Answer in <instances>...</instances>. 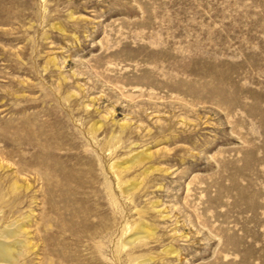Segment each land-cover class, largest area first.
I'll use <instances>...</instances> for the list:
<instances>
[{
	"label": "rangeland",
	"instance_id": "obj_1",
	"mask_svg": "<svg viewBox=\"0 0 264 264\" xmlns=\"http://www.w3.org/2000/svg\"><path fill=\"white\" fill-rule=\"evenodd\" d=\"M16 226L10 264H264V0H0Z\"/></svg>",
	"mask_w": 264,
	"mask_h": 264
},
{
	"label": "bare ground",
	"instance_id": "obj_2",
	"mask_svg": "<svg viewBox=\"0 0 264 264\" xmlns=\"http://www.w3.org/2000/svg\"><path fill=\"white\" fill-rule=\"evenodd\" d=\"M18 233H19V227L16 226L12 229H5L0 235V238L12 239L11 242L8 241L6 242L0 239V262L8 263V264L13 263L16 254L19 252V247L17 245L22 243L21 241H18L16 238ZM136 238H138L137 235H135L132 239H136ZM132 239L126 240V242H129Z\"/></svg>",
	"mask_w": 264,
	"mask_h": 264
}]
</instances>
